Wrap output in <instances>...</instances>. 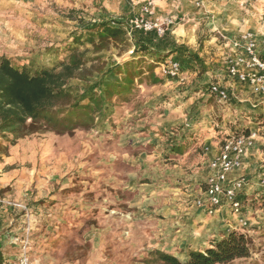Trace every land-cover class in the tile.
Returning <instances> with one entry per match:
<instances>
[{
    "label": "rangeland",
    "instance_id": "374dc122",
    "mask_svg": "<svg viewBox=\"0 0 264 264\" xmlns=\"http://www.w3.org/2000/svg\"><path fill=\"white\" fill-rule=\"evenodd\" d=\"M66 1L72 5H67ZM105 1L112 4L116 0ZM151 1L152 14L145 17L161 25L166 33L172 23L167 24L168 16L157 17L154 10L156 2ZM102 2L0 0V55L9 56L14 64H25L30 69L39 65L52 66L62 58V49L71 37L83 29L77 22L78 15L83 13L87 18L98 16V10L103 12L100 8ZM144 2L136 7L141 9ZM178 2L184 10L194 14L190 13L189 18L196 16L199 23L206 24L200 27L203 35L210 32L209 29L211 33H216V26L233 24L239 8L264 4V0ZM195 9L199 12L201 9L203 13H195ZM139 15L141 11L134 6L131 13L122 10L116 20L125 25L130 18ZM127 27L130 29L128 24ZM134 44L135 41L129 38L125 45L110 46L108 50L97 53L98 59L89 61L86 68L93 65L102 70L94 72L86 81H69V86L81 94L87 86L100 81L108 68L137 57L141 60L138 64L141 78L133 82L129 93L114 95L102 112L95 113L94 124L90 128H76L66 134L49 130L32 133L17 139L7 148L6 154L0 153V199L16 202L27 209L0 203L7 209L4 213H11L13 220L8 229L15 233L6 235L8 240L14 236L21 240L26 236L25 227L29 224L28 255L32 264H145L142 260L150 250L158 249L151 248L150 237L155 228L152 220H164L165 216L154 208V202L142 199L144 203L149 202V208L155 211L150 213L136 193L141 192V183H148L153 196H158L157 183L170 175V167L164 172V165L158 167L155 163L151 164V168L150 165L149 168L141 165V159L146 156L140 154H151L155 150L165 160L168 155H165L164 148L173 144L166 138L174 136L169 133L173 123H161L162 119L177 112V107L178 111L181 108L183 122L188 124V127L184 126L185 130L191 129L193 123H199L200 115L204 113L201 109L206 107L201 97L192 101L193 93L199 94L200 89L216 79L205 63V54L204 64L188 53L184 57L172 58L168 55L159 60L158 57L164 53L153 57L143 55L134 52ZM85 48L89 50L88 59L97 56L92 52L91 45H84L81 50ZM171 59L180 62L181 69L175 77H167L160 72L161 64ZM150 67L160 81L154 82L149 77ZM117 77L120 78V75ZM227 90L229 102L232 97ZM98 92L101 94L100 89ZM195 105L200 108L194 110ZM216 120L220 122L222 119L219 117ZM153 133L157 135L153 136ZM234 134H246L245 129L237 128ZM223 136L222 132L217 135L221 140ZM170 163V160L164 161V164ZM148 169L154 170V173L147 174ZM133 179L136 184L132 183ZM203 186L201 182L198 190ZM20 212L23 213L21 230L13 224ZM5 218L6 215L0 217V228L4 226ZM245 228L249 230L251 226ZM2 230L0 234H3ZM250 238L254 253L227 264H264V226L254 231ZM206 245L205 242L198 248ZM182 249L178 247L174 252L179 259L184 258ZM4 251L11 264H17L18 244L10 241Z\"/></svg>",
    "mask_w": 264,
    "mask_h": 264
},
{
    "label": "crops",
    "instance_id": "0c3cea01",
    "mask_svg": "<svg viewBox=\"0 0 264 264\" xmlns=\"http://www.w3.org/2000/svg\"><path fill=\"white\" fill-rule=\"evenodd\" d=\"M141 1L144 0H116L109 4L103 0L100 5L103 12L100 9L98 16L91 18L85 17L82 13V16L78 15L77 22L80 26H84L87 21V23L92 24L102 20H113L120 16L124 9L131 13L135 6L137 10H140L136 6ZM155 2L154 10L157 17L159 15L168 16L166 18L167 24L172 23V25L162 37L131 29L128 34L130 40L142 42L156 49L159 53L172 51L170 54L172 58L184 57L188 53L192 55L194 60H200L201 64H204L203 55L205 54V63L210 68L209 70L214 73V79H216L212 83L220 84L229 89L232 97L229 102H219L215 96L209 93V85L200 89L199 94L193 93L192 101L201 97L206 107L204 110L201 109L204 113L200 115L202 118L199 123H193L191 129L185 130L184 126L188 127V124L183 122L184 113L180 112L181 108L178 111L177 107V112L169 114V118L164 116L161 123L168 121L173 123L172 126L170 125L169 133L174 137L168 136L166 138V140L170 139L169 141L173 144L171 146L166 145L164 148V151L167 152L165 155H168L165 160H170V164H164V158L162 155H157L155 150L151 154L144 152L140 154L146 156L145 159H141V165H147L148 168L149 165L151 168V164L155 163L158 167L164 165V172H167L168 167H170V175L163 177L162 181L157 183L158 196H153V190L149 189L148 183H141V192L138 193L139 195L136 193L137 197H141V201L148 199V201L154 202V208L165 216L164 220L159 218L152 220L155 228L151 232V248L156 247L174 254L178 247H183L184 253H182L183 251L181 253L184 257L182 260H184L188 250L200 249L201 247L198 248L199 245L205 242L208 245L210 239L212 241L218 239L231 230H242L246 233L249 231L251 234L248 235L251 236L254 231L264 226V189L259 185V179L264 177V93H254L248 84L230 80L226 72L227 59L236 53H240L243 48L242 35L245 31L254 33L258 37H264V4H250L246 8H239L233 24L216 26L217 35L211 33V29H209L210 32H205L203 35V30L200 27L206 24L199 23L196 16L189 18L190 13L192 16L194 14L190 10H184L178 0H155ZM66 4L72 5L67 1ZM71 7H75V5ZM81 8L84 9L83 6ZM195 11V13H203L201 9L200 12L198 9ZM79 19L82 20V23L79 22ZM187 59H185L186 62H188ZM213 100L216 101V104L213 103ZM194 108L196 110L200 107L195 105ZM219 117L222 119L220 122L216 120ZM237 128L245 129L246 134L256 133L253 146L242 157L241 164L229 174L230 178L245 176L250 181L243 192V197H245L243 213L236 215L231 213L229 209L221 208L213 214H208L194 206L193 199L199 194L198 185L214 175V170L210 168L209 162L218 155L220 150L222 140L217 135L220 132L225 136L234 134V130ZM152 135L157 134L153 133ZM192 139L194 142L190 143L189 141ZM160 144L162 145L158 142V145ZM177 147L178 150H176ZM161 149L163 151V148ZM146 171L147 174L154 173V170L148 169ZM134 180L131 181L136 184ZM142 203L146 205L150 213L155 212L149 208V202L147 204L142 201ZM143 204L142 206H144ZM255 204L262 207H257ZM252 205L253 208H251ZM6 210L0 204V217L5 215L7 217L4 219V226L0 228V232L3 229V234H0V250L2 251L11 241L8 240L6 234L15 233L14 230L8 229L13 220L10 216L11 213H4ZM22 214L20 212L17 220L13 222L20 230L23 227ZM241 216L247 220V226H251L249 230L245 227H239L238 220ZM33 217H35L34 214ZM209 237L211 238L209 239ZM185 248L188 249L185 251ZM3 254L6 257L5 251ZM7 261L8 264H11V261Z\"/></svg>",
    "mask_w": 264,
    "mask_h": 264
},
{
    "label": "trees",
    "instance_id": "16d2710c",
    "mask_svg": "<svg viewBox=\"0 0 264 264\" xmlns=\"http://www.w3.org/2000/svg\"><path fill=\"white\" fill-rule=\"evenodd\" d=\"M135 30L159 37L155 31ZM71 38L62 49V58L52 66L39 65L30 69L0 55V153L6 154L7 148L17 139L32 133L49 130L66 134L76 128H90L95 113L102 112L114 95L129 93L133 82L141 78L138 67L141 60L137 57L108 68L100 81L87 86L83 93H76L69 81H86L94 72H100L101 67L86 68L87 63L98 59L97 53L110 46L127 44L130 37L121 21L109 19L92 24L86 22ZM135 43L134 52L150 57L160 54L142 42ZM84 45H91L97 56L88 59L89 50H81ZM170 54L172 51L160 54L158 59ZM148 74L154 82L160 81L152 67ZM253 249V241L246 232L231 230L204 248L188 250L184 260L172 252L152 249L142 261L145 264H227L250 257ZM3 253L0 250V264H8Z\"/></svg>",
    "mask_w": 264,
    "mask_h": 264
},
{
    "label": "built area",
    "instance_id": "2783aa9c",
    "mask_svg": "<svg viewBox=\"0 0 264 264\" xmlns=\"http://www.w3.org/2000/svg\"><path fill=\"white\" fill-rule=\"evenodd\" d=\"M152 9V1L145 0L140 9L141 15L129 19L127 24L130 29L154 30L157 36H162L165 33L164 28L145 17L152 14ZM127 24L124 26L129 34L130 29ZM242 39L244 45L241 52L227 59V74L238 83L248 84L254 93H264V37H258L254 33L245 31ZM180 69V62L171 59L166 64H161L160 72L167 77H175L179 75ZM208 91L220 102H226L229 99L227 88L217 83L209 84ZM255 137L256 133L251 132L249 134H231L223 138L218 155L209 162L210 168L214 170V175L205 180L204 186L199 189V194L193 199L194 206L208 214L226 208L233 214L242 215L244 210L243 192L249 185V181L245 176L230 178L229 174L241 164L242 157L253 146ZM259 185L264 189V177L259 179ZM0 202L9 207L27 210L25 206L16 202L1 199ZM238 222L240 228L248 225L247 220L242 216ZM26 225V236L21 240L14 236L11 240V243L18 244L20 249L17 264H32L28 255L30 228L28 223Z\"/></svg>",
    "mask_w": 264,
    "mask_h": 264
}]
</instances>
